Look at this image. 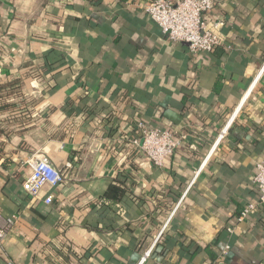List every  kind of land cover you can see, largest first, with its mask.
Here are the masks:
<instances>
[{
	"label": "crops",
	"instance_id": "crops-1",
	"mask_svg": "<svg viewBox=\"0 0 264 264\" xmlns=\"http://www.w3.org/2000/svg\"><path fill=\"white\" fill-rule=\"evenodd\" d=\"M146 1L0 0V264H264V206L239 220L264 161V0H218L203 53ZM141 122L188 137L157 166ZM38 151L64 181L32 198Z\"/></svg>",
	"mask_w": 264,
	"mask_h": 264
},
{
	"label": "built area",
	"instance_id": "built-area-1",
	"mask_svg": "<svg viewBox=\"0 0 264 264\" xmlns=\"http://www.w3.org/2000/svg\"><path fill=\"white\" fill-rule=\"evenodd\" d=\"M218 0H149L143 4L147 15L156 22L167 38L186 43L194 53L211 52L222 44L221 28L223 22L210 24L206 15L214 9ZM264 73V65L259 77ZM141 138L135 139L140 150L149 161L157 166H163L165 161L181 148L187 139L185 132L170 129L151 128L141 122L139 124ZM221 134L219 141L224 138ZM31 167L30 174L23 181V189L32 197L39 198L46 186L59 187L63 181V173L50 161L49 157L38 151L26 160ZM254 182L259 190L257 203H250L242 212L239 220L242 221L258 206H264V161L257 164ZM53 196L46 197L45 202L51 204ZM14 220L9 218L4 225H0V247ZM227 250L224 251L226 253ZM151 253L149 250L144 256L145 260Z\"/></svg>",
	"mask_w": 264,
	"mask_h": 264
}]
</instances>
